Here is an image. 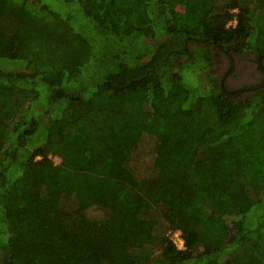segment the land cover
Returning <instances> with one entry per match:
<instances>
[{
    "label": "trees",
    "instance_id": "trees-1",
    "mask_svg": "<svg viewBox=\"0 0 264 264\" xmlns=\"http://www.w3.org/2000/svg\"><path fill=\"white\" fill-rule=\"evenodd\" d=\"M213 46L263 64L264 0H0V264H264V83Z\"/></svg>",
    "mask_w": 264,
    "mask_h": 264
},
{
    "label": "rangeland",
    "instance_id": "rangeland-1",
    "mask_svg": "<svg viewBox=\"0 0 264 264\" xmlns=\"http://www.w3.org/2000/svg\"><path fill=\"white\" fill-rule=\"evenodd\" d=\"M212 48L215 56V61H214L215 63L212 67V70L216 73V78L218 82L219 81H222L224 83L227 82L228 86L232 89L240 86L242 82L240 80H243L248 76L249 69L251 67L254 68L256 62L254 60L253 61L249 60L248 56L250 54H245V53L238 54L234 58L232 57V62H234V69L231 71L230 70L223 71L224 54L219 50V48L215 46H213ZM18 64H19L18 61H11L6 58H0V68L9 69V70H18ZM184 75L187 81L192 83L196 82V76H194L193 73L185 72ZM55 160L58 159L55 158Z\"/></svg>",
    "mask_w": 264,
    "mask_h": 264
},
{
    "label": "flooded vegetation",
    "instance_id": "flooded-vegetation-1",
    "mask_svg": "<svg viewBox=\"0 0 264 264\" xmlns=\"http://www.w3.org/2000/svg\"><path fill=\"white\" fill-rule=\"evenodd\" d=\"M223 54H224V65H223L224 68H223V71H226V70H230L231 71V70H233L234 69V62H232V57L234 58L236 55H234V54L233 55L225 54V53H223ZM248 57H249V60H252V61L254 60L256 63H255V67L254 68L251 67L249 69L248 76L245 79L240 80V81H242L241 85L238 86L237 88L232 89V88H230L228 86V83L225 82V84H226L225 88L228 91H234L236 89H239L236 93H234V96H237V97L246 96V94H248V92L250 90H253V89L257 88V87L260 86V84L264 83V66H263L264 62H263V64H260L261 65L260 66L259 63H258V60L255 57V55L250 54ZM214 61H215V56H214ZM243 85H245V86H243Z\"/></svg>",
    "mask_w": 264,
    "mask_h": 264
},
{
    "label": "built area",
    "instance_id": "built-area-1",
    "mask_svg": "<svg viewBox=\"0 0 264 264\" xmlns=\"http://www.w3.org/2000/svg\"><path fill=\"white\" fill-rule=\"evenodd\" d=\"M171 239L176 244L177 247L182 248L183 247V241L180 238L178 232H175L172 234Z\"/></svg>",
    "mask_w": 264,
    "mask_h": 264
}]
</instances>
